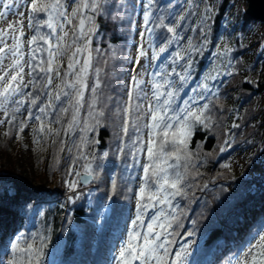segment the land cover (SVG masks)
Instances as JSON below:
<instances>
[{"label": "snow or ice", "instance_id": "obj_1", "mask_svg": "<svg viewBox=\"0 0 264 264\" xmlns=\"http://www.w3.org/2000/svg\"><path fill=\"white\" fill-rule=\"evenodd\" d=\"M22 7L26 12L20 11ZM214 7L206 4L200 11L194 0H187L182 13L177 15L173 5L168 4L167 13L162 14L159 0H142L140 42L136 45L135 57H125L133 65L132 74L122 86L121 96L114 98L105 94L109 87L106 68L109 60L117 59L116 53L111 49L93 48L92 42L100 35L98 17L111 13L113 20L124 19L120 15L125 8L123 2L0 0V18L9 14L18 16L14 23L0 29V110L3 111L0 124L10 126L5 135L11 134L22 108L27 109V116L19 122L17 139L21 138L19 132L28 121L34 119L38 125L33 129V143L37 145L54 132L59 135V130L51 125L62 124L68 117L66 126L62 125L63 131L66 135L73 131L79 133L76 144L79 157L88 155L95 160L94 151L85 153L83 149L99 144L100 140L90 138L88 133H96L103 126L109 105L113 101L116 104L114 151L121 157L132 158L131 163L123 165L126 175L121 179L132 178L127 170L139 168L140 174L136 177L139 187L134 191V218L126 226V238L113 257L114 264H186L190 254L197 221H191L192 229L184 233L176 230L184 227L181 218L187 215L178 198L188 200L190 193L194 196V185L201 175L198 169L212 153L203 152V141L196 144L195 152L189 148V142L200 129L218 134L223 117H216L214 100L219 89L210 81L217 80L218 75L231 76L235 71L232 61L227 59L233 49L227 44L218 46L213 55L219 63L202 75L190 92L181 95L193 80V55L202 54L209 44L212 31L209 22L215 16ZM197 14L199 19L195 25L183 23ZM25 17L27 28L33 33L27 39V51ZM65 25L71 28L66 29ZM189 27L193 32L199 31L198 44L191 36L187 37L186 45L182 43V30ZM65 56L67 66L61 71L60 58ZM221 65L224 71H220ZM54 80L59 81L55 87ZM29 88L31 91H25ZM219 110L223 112V106ZM240 127L233 122L231 128L224 129L225 139L219 152L232 146L231 129ZM68 151H72L71 147ZM108 155L105 151L100 158ZM56 162L59 164L58 158ZM83 167V173L70 169L69 174L74 172L78 177L66 182L70 191L95 177L91 161ZM111 184L115 192L116 177ZM79 198L77 193L75 199ZM68 199L71 202L74 198ZM185 236L189 239L174 249L177 238L183 240ZM39 239L42 241L45 237ZM22 240L20 237L11 244V254L7 259L0 258V264H40L46 245L33 241L22 246ZM252 241L239 259L234 258L235 264H264V224L252 235Z\"/></svg>", "mask_w": 264, "mask_h": 264}, {"label": "trees", "instance_id": "obj_2", "mask_svg": "<svg viewBox=\"0 0 264 264\" xmlns=\"http://www.w3.org/2000/svg\"><path fill=\"white\" fill-rule=\"evenodd\" d=\"M120 2L125 5L120 13L124 19L113 20L111 13L98 17L100 35L92 42L93 48L111 49L116 53L117 59L109 60L106 68L109 87L105 94L114 98L121 96V88L127 84L126 66L131 61L125 57L130 56L140 17L143 23L142 0H117V3ZM233 2L217 0L215 16L209 22L212 28L209 44L202 54L193 55V80L181 93L183 96L190 92L191 86L217 64L213 53L223 39L232 35L233 52L228 59L235 71L231 76L218 75L217 80L210 81L213 87L219 89L214 104L217 106L216 117H223L222 126L218 134L200 129L194 132L189 142V148L195 152L196 144L203 141V152L212 155L198 169L201 175L196 179L194 196L190 193L188 200L178 198L187 215L181 218L184 227L176 230L184 233L192 229L191 221H197L196 235L191 238L194 243L186 264H229V261L234 264L239 251L264 224V47H261L264 33L256 29L261 21L253 19L246 10H240L235 19L230 20ZM194 3L199 10L208 5L207 0H194ZM159 4L162 14H166L167 5L172 4L173 11L178 15L183 12L187 0H159ZM198 19L195 15L183 23L195 25ZM65 27L71 28L70 25ZM32 34L28 29L27 39ZM253 34L256 37L251 40ZM189 36L199 43V31L193 32L189 27L182 30L183 44H187ZM139 42L140 37L137 44ZM252 46L255 47L252 59L245 65L243 55ZM60 63L63 71L67 66V56L60 58ZM220 71L224 69L221 67ZM129 72L130 78L132 68ZM58 82L54 80L53 87ZM123 98L126 99V92ZM219 106H223V112ZM109 109L103 126L96 133H88L90 138L95 137L100 143L83 149L85 153L94 151L97 155L95 160L88 155L79 157L76 147L79 133H64L62 125L66 126L68 119L65 117L62 124L51 125L59 130V135L54 132L42 139L39 145H31L34 158L31 171L18 164L20 158L15 150L23 142L29 125L19 132L21 138L17 139L19 122L27 116V109L22 108L17 114L16 126L11 128L10 135H5L10 126L3 124L0 130V258L7 259L11 254V244L23 237L22 246L33 241L46 245L40 264H114L115 247L126 238V226L134 218V191L139 187L136 177L140 169L127 170L132 173V178L121 179L126 175L123 165L131 163L132 158L121 157L114 151L113 132L117 123L114 101ZM233 122L241 127L231 129L234 134L231 137L232 146L219 152L225 139L224 129L231 128ZM33 129L30 130L32 142ZM61 147L64 151H60ZM105 151L109 155L101 159ZM240 154H247L248 159L235 166L232 161ZM88 161L95 170L93 181L70 191L66 182L78 179L74 172L69 174L70 169L83 173V165ZM113 177L118 180L115 192L111 184ZM205 184L207 187H203ZM129 188L133 191L130 192ZM77 193L79 199H75ZM69 196L74 198L73 201H69ZM40 236L45 239L41 241ZM188 239L187 236L183 240L177 238L172 247L175 249Z\"/></svg>", "mask_w": 264, "mask_h": 264}, {"label": "rangeland", "instance_id": "obj_3", "mask_svg": "<svg viewBox=\"0 0 264 264\" xmlns=\"http://www.w3.org/2000/svg\"><path fill=\"white\" fill-rule=\"evenodd\" d=\"M208 5H216L217 0H207ZM246 5H247V1L246 0H234L231 8H230V20H234L235 16L238 14V12L240 10H245L246 9ZM215 8V7H214ZM203 9L200 7V11H202ZM20 11H25L26 12V8H21ZM197 17H199V15L197 14ZM18 19V16L14 15V14H9L6 17L0 18V29H4L8 26L9 23H14L16 20ZM141 25V17L139 18V22H138V30L136 32V34L134 35V45L131 47L130 49V56L131 57H135L136 55V45L138 42V37H139V27ZM257 31L258 32H262L264 33V24L261 22V24H259L257 26ZM24 31H25V51H27V36H28V28H27V22H26V17H25V27H24ZM256 37V34L251 35V40H253ZM233 42V36H228L227 38L223 39L222 42L220 43L219 46L223 45V44H227L228 46L231 47ZM8 43H11V40L8 41ZM254 46L250 47L247 52L243 55L244 58V62L245 65L248 64L251 59H252V54H253V50H254ZM228 59V58H227ZM215 61L217 63H219V61L217 60V58L215 57ZM8 61H5V63H7ZM141 64H143V61H141ZM132 63H127L126 66V75H125V82H128V78H129V71L132 68ZM221 67L223 68V66L221 65ZM129 70V71H128ZM27 71V69H26ZM27 79V76H26ZM3 116V111L0 110V117ZM28 127L27 130L24 133L23 136V142L21 144H19L18 148L15 149L17 151L18 157L20 159L17 160L18 164L21 165L22 167H27L29 169V171H31L32 169V161H33V152H32V148L33 146V142L31 141V131L32 129L37 125L36 121L32 120V121H28ZM3 124H0V130L2 129ZM31 130V131H30ZM248 156H250V153H247ZM247 154H240V155H236V157L233 159L232 163L236 166L239 163H242L244 161H246L248 159ZM135 208V207H134ZM152 211V210H150ZM134 214V213H133ZM126 237V236H125ZM250 242H254L252 241V237L250 238V240L242 247V249L239 251V253L236 255L235 259H239L240 256L243 255V253L247 250V246ZM120 244L116 245L115 247V254L119 249ZM235 259H234V264H235ZM114 263V260H113Z\"/></svg>", "mask_w": 264, "mask_h": 264}, {"label": "water", "instance_id": "obj_4", "mask_svg": "<svg viewBox=\"0 0 264 264\" xmlns=\"http://www.w3.org/2000/svg\"><path fill=\"white\" fill-rule=\"evenodd\" d=\"M246 13L249 14L253 19L259 20L264 24V0H246ZM264 121V114H263ZM264 133V130H263ZM93 179H90L88 184L81 183L79 186L89 185Z\"/></svg>", "mask_w": 264, "mask_h": 264}]
</instances>
